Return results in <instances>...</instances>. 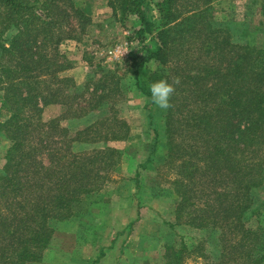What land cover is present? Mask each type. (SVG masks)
<instances>
[{"label":"trees","instance_id":"trees-1","mask_svg":"<svg viewBox=\"0 0 264 264\" xmlns=\"http://www.w3.org/2000/svg\"><path fill=\"white\" fill-rule=\"evenodd\" d=\"M33 1L0 0V84L5 99L17 109L29 101L33 105L37 100L46 102L44 92L47 90H50L49 94H54L51 92V83L46 84L42 73L37 74L35 70L42 62L39 61L42 56H45V64L56 58L57 46L64 34L62 28L66 22L65 17H61L64 11L54 8L59 0H49V6L54 12L47 13L44 18L35 13ZM111 5L114 12L120 10L124 14L137 16L141 24L135 30L137 35L154 32L153 36L157 41L153 47H147L144 56L131 54L128 76L133 79L135 88L149 97L151 83L167 80L172 82L175 89L170 99L171 107L166 113L167 122L169 121L166 132L170 139L167 143L162 139L157 118L150 113L153 103L147 105L152 137L146 161L154 163V158L158 156L156 151L167 147L169 157L167 156L168 160L164 161V165L172 168L176 164L175 158L191 149L188 153L206 160L208 169L202 170L203 167H195V164L193 167L191 164L192 172L184 174L183 170L178 171L183 177L190 174L193 179L199 170H202L200 173L210 170L211 174L212 169L214 172L228 169L231 174V182L234 184L232 193L216 192V206L205 201L207 203L204 202L205 207L199 209V213L194 200L190 202L191 198H197V189L189 188L185 177L173 179L171 182L179 194L175 206L177 220L183 218L187 211L190 217L187 222L190 225L200 230L219 229L221 240H224L226 234L224 226H228V233L232 235L229 237L230 247L226 249L228 252L225 250L218 255L217 264H232L242 256L243 260L238 264H264V231L259 230L260 227L247 228L241 220L248 211L261 214L259 206L253 208L251 204L257 198L255 188L263 184L264 180V44L251 45L244 39L249 37L248 26L241 30V38L234 34L228 20L218 19L213 15L211 21L207 22L205 19L208 11L213 9L211 6L187 9L181 0H158L155 2L159 13L156 24L147 16V0H112ZM9 32L14 33L7 46L4 41ZM252 36L253 41L257 40L256 34ZM38 37L42 38L37 40ZM30 42L33 43L32 47ZM38 49L43 54L39 52L40 55L37 56ZM33 53L36 54V62L28 60ZM169 57L171 62L177 60L178 63L167 65ZM151 62L156 63L155 70L148 69ZM51 76H54L56 82L63 80L59 75ZM112 76L114 74L110 71L102 74L101 90L91 94V98L95 99V106L101 98L110 96V93L116 94L113 86L118 83L113 84L109 91L105 90L111 81L109 77ZM177 79L179 83H174ZM55 89L57 91L59 87ZM181 98L183 108L173 104ZM54 100H57L56 97ZM80 108V112L85 111V107ZM179 112H182V121L178 123L194 141L188 149L179 146L171 137L174 130H178L173 127L177 126L174 124V115ZM19 115L14 114L2 123L7 131L11 130L13 133L12 145L6 154V174L0 183V195L6 204L4 209L9 211L8 216H3L0 207V224L6 233L1 235L7 241L4 247L0 245V264H27L36 259L39 249L51 247V239L56 236L53 233L58 232L60 235L62 231H68L66 225H69L68 218L71 216H79L74 217L78 221L72 224L78 228L85 230L87 226L90 229L96 227L89 222L103 213L105 207L96 200L88 202L90 193L103 186V182L107 181L106 171L112 170L121 156L120 150L110 147L90 150L91 152L77 148L69 152V155L60 151L53 153L52 150L48 156L49 164H43L32 156L36 145H29L28 151L24 149L27 130L31 126L39 129L38 123H31V115L24 119V123H20L23 118ZM105 119L97 120L80 130L78 135L98 136L103 126L108 127ZM40 122L41 127L55 123ZM109 127L114 130L112 135L106 136L108 139H125L128 135L129 128L122 119ZM87 139L69 140L67 145L74 149L75 143H82ZM20 171H23L21 177ZM215 179L210 177L208 185L217 191ZM137 181L139 190H143L139 180ZM210 194L211 192L208 196ZM226 196L228 198L225 199ZM75 204L81 210L73 215L76 212L73 211ZM92 206L97 208L94 213ZM190 207H193L192 210H187ZM16 209L20 213L15 214ZM62 223L64 229L58 227ZM165 248L166 264H181V254L186 250L185 243L179 248L165 244ZM202 256L207 257L205 254ZM231 259L234 260L232 263Z\"/></svg>","mask_w":264,"mask_h":264},{"label":"rangeland","instance_id":"rangeland-1","mask_svg":"<svg viewBox=\"0 0 264 264\" xmlns=\"http://www.w3.org/2000/svg\"><path fill=\"white\" fill-rule=\"evenodd\" d=\"M181 2H184L187 9L194 7L202 9L211 6L213 9L208 11V17L205 19L207 22L211 21L213 15L218 19L228 20L231 22L232 30L235 31L234 34L241 38L243 37L241 30L248 26L251 38L244 39L251 45L264 44V0H181ZM111 3L112 0H59L54 5L55 10L64 11L61 16L65 17L66 21L62 28L64 34L57 46L56 58L45 64V56H42V59H39L42 62L35 70L37 74L42 73L46 84L51 83L53 86L51 92L54 94H49L50 90L44 92L47 97L46 102L37 100L34 106L29 101L20 108L18 106L17 109L15 105L5 99L0 84V183L1 178L6 174L8 162L6 154L7 149L12 145L13 133L11 130L7 131L2 123L14 114L16 116L20 114L19 116L23 118L20 123H24L26 121L24 119H28V115H31L30 119L33 125L38 123L39 129L31 126L27 130L24 149L28 151L29 145H36L35 153L32 156L43 164H49L48 156L51 155L52 150L53 153L60 151L62 154L69 155V152L77 148L90 151L110 147L121 152L113 169L106 171L107 181L103 182L101 188L90 193L88 200V202L96 200L107 205L109 209L114 208L112 210L118 217L111 221L112 227L108 228L109 232L103 231L105 224L101 229L103 220L98 222L97 218H94L89 223L96 227L90 229L87 226L84 230L81 229L82 227L78 228L72 225L78 221L75 218L79 216H71L68 218L70 223L67 224L69 225H66L68 231H62L60 235L58 232L53 233L56 236L54 235L55 237L51 239V247L39 249L37 251L38 259L31 260L27 264H166L165 244L179 248L184 243L186 250L181 254V264H217L219 262L218 255L230 247L229 237L232 235L228 233V226H224L226 234L224 240H221L218 234L219 229L200 230L190 225L187 222V219L190 218L187 211L184 212L183 218L177 220L175 206L179 200V194L171 181L175 178L185 177V181L189 182L188 187L197 189V198H191L190 202L194 200L195 206L197 205V213H199L198 210L205 207V201L216 206V192L229 193V195L232 193L234 184L231 182V174L228 169H223L221 172H214L212 169L211 174L213 175L209 174L210 170L200 173L203 169H208L206 166L208 164H205L206 160L203 161L201 157H197L198 155L188 153L191 150L188 148L194 144V141L188 135L187 130L179 124L182 121L183 110L174 115V124L182 129L177 126L173 127L178 130H174L175 133L171 137L179 146L186 147L188 151L185 150V153H181L180 157H174L176 164L172 168L164 165V161L168 160L167 156L169 157L167 147L165 150L161 148V151H156L158 156L154 158V163L146 161L152 137L149 130L151 120L147 105L152 101L151 96L142 95L135 88L133 79L128 76L130 70L128 65L132 53L144 56L147 47H153L157 41L153 36L154 32L137 35L135 30L141 26L137 16L130 13L124 14L120 10L114 12ZM147 3L149 4L147 16L158 24L159 13L155 2L147 0ZM49 4V0H34L35 13L42 18L47 13H53L54 10ZM74 8L78 11H75ZM61 17L60 19H62ZM13 33L6 34L4 43L7 46L10 45ZM254 34L257 35L255 41L252 36ZM41 38L38 37L37 40ZM30 44L32 47L33 43L30 42ZM33 48L35 49V47ZM39 52L43 54V51L38 49L37 56L40 55ZM29 59L34 62L37 59L36 54L33 53L32 58L28 57ZM171 63H178V61L171 62V57H169L167 65H171ZM153 68H156V63H149L148 69ZM108 71L114 76L109 77L111 81L106 85L105 90L109 91L114 87L116 94L110 93V96L101 98L99 104L95 106V99L91 98V94L101 90L102 74ZM51 73L59 75L63 80L56 82ZM116 80L118 81L116 82ZM115 83L118 84L112 87ZM56 87H59L60 91H56ZM55 97L57 100L53 101ZM173 104L183 108L182 98L175 100ZM82 106L85 107V111L80 112ZM168 110H162L153 104L150 111L157 118L162 139L166 143L170 141L166 132L169 127V121L167 122L166 119ZM102 117L107 118L105 119V124H108L107 128H110L109 125L118 119L125 121L129 128L127 137L125 139H108L106 136L112 135L114 128L112 127L113 130L107 129L106 125L101 128L104 132L102 130L98 136L78 135L80 130L103 119ZM40 121H54L55 123L41 127ZM106 131L107 133H105ZM76 139L87 140L75 143L74 149L69 148L67 145L69 140L76 141ZM194 164L195 167L197 165L203 168L194 175L193 179L190 174L183 177L182 173L178 172L179 170H183L184 174L192 172ZM21 176H23V171L19 173V177ZM210 177L216 178L217 191L213 187L211 188L210 184L208 185ZM137 180L143 190H139ZM262 183L255 188L257 189L255 192L257 198H254L255 200L251 204L253 208L259 206L261 214L256 211H248L241 220L245 222L247 228L257 229L260 227L259 230L264 231V180ZM210 192L211 194L208 196ZM5 205L4 198L0 195V207L3 211L1 213L3 216H8L9 211L4 209ZM192 208H187V210H192ZM91 209L94 210L93 206ZM80 210L81 207L75 204L73 211L76 212L73 215L79 213ZM18 213L20 212L16 209L15 214ZM84 213L86 215V212ZM125 216L130 221L134 220V226L124 227L125 223L120 219ZM83 217L85 216L83 215ZM73 218L75 220L71 223ZM1 225L0 245L4 247L7 241L1 234L6 235V233ZM58 227L64 229V223L58 224ZM128 229L131 230H129L130 235L127 236V241L130 243L119 249ZM115 233H119L116 239L114 238ZM113 239L115 242L112 241ZM218 239L221 241L219 242ZM224 242L226 244H223ZM111 243H113L114 249H105ZM226 251L228 252V250ZM201 253L207 257L202 256ZM242 260L243 256L234 263H232L234 260L231 259V263L238 264Z\"/></svg>","mask_w":264,"mask_h":264},{"label":"clouds","instance_id":"clouds-1","mask_svg":"<svg viewBox=\"0 0 264 264\" xmlns=\"http://www.w3.org/2000/svg\"><path fill=\"white\" fill-rule=\"evenodd\" d=\"M174 83H179V80L177 79ZM149 90L154 105L162 110H168L171 107L170 99L175 91L172 83L167 80H157L150 84Z\"/></svg>","mask_w":264,"mask_h":264},{"label":"crops","instance_id":"crops-1","mask_svg":"<svg viewBox=\"0 0 264 264\" xmlns=\"http://www.w3.org/2000/svg\"><path fill=\"white\" fill-rule=\"evenodd\" d=\"M153 2H156V1H158V0H152ZM102 206H103V210H104V212L103 213H100L99 211H98V213H100V214H98L95 218H97V221L98 222H101L102 220H103V224L101 225V229L103 228V226H104V224H105V226H104V228H103V231H108L109 232V230H108V228L109 227H112L111 225H112V220H114L115 218H117L118 217V215H115L114 214V212H113V210L112 209H114V208H110L109 209V207L107 206V205H104V204H101ZM94 208V207H93ZM97 211V208H94V210H93V212L94 211ZM95 211V212H96ZM122 222H124L125 224H124V227L126 226V227H128L129 225H133V223H135L134 222V220H131L130 221V219H128L126 216L125 217H122L121 219H120ZM134 226V225H133ZM130 229H128V230H126L127 231V234H126V237L125 238H123L122 239V242L120 243V245H121V247L119 248V249H122L124 246H128L129 245V241H127V236L128 235H130V231H129ZM119 233H115V236H114V238L116 239V236L118 235ZM112 241H114V239L112 240ZM115 242V241H114ZM113 242V243H114ZM113 243H111V244H109V246H107L105 249H114V247H113ZM113 247V248H112ZM100 248H102V247H100Z\"/></svg>","mask_w":264,"mask_h":264}]
</instances>
